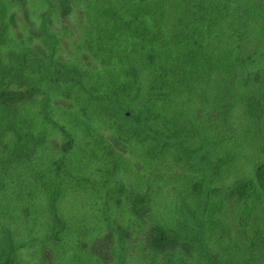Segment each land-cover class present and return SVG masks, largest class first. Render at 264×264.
Wrapping results in <instances>:
<instances>
[{
	"label": "trees",
	"instance_id": "16d2710c",
	"mask_svg": "<svg viewBox=\"0 0 264 264\" xmlns=\"http://www.w3.org/2000/svg\"><path fill=\"white\" fill-rule=\"evenodd\" d=\"M65 1L0 0V264H264V0Z\"/></svg>",
	"mask_w": 264,
	"mask_h": 264
},
{
	"label": "rangeland",
	"instance_id": "374dc122",
	"mask_svg": "<svg viewBox=\"0 0 264 264\" xmlns=\"http://www.w3.org/2000/svg\"><path fill=\"white\" fill-rule=\"evenodd\" d=\"M61 3L63 1V8L60 14V17L58 20H55L52 23V26L55 30L59 31L62 28H68L69 30H72L77 35V27L82 21V13L79 11H76L72 8V6L66 2L65 0H59ZM26 2V1H25ZM11 22H12V28L15 31V34L17 38L21 39L26 34L31 35L34 37L36 42V50L38 53L42 56H46V51L42 49V47L39 45V39H40V32L38 29V20L32 15V10L28 6L27 2L21 5L19 9H15L12 11L11 14ZM65 53L64 55H69L71 53V49L69 47V44H64ZM27 99V96L25 94H15L12 98H9V102H20ZM63 102L58 101L57 104H62ZM64 105H68L66 102L63 103ZM52 142L55 146H57L60 142L58 138H53ZM264 145V142H263ZM230 197V196H229ZM3 200V199H1ZM69 205L73 209V213L75 216H77L81 212V206H84V199L81 194L76 190L75 195H73V199L69 198ZM21 215V213H19ZM35 215V213H34ZM22 216V215H21ZM26 225L21 221L20 226ZM24 240H26V236L23 237ZM112 238L111 236H108L107 238L103 240H97L95 241L92 250L94 253L102 258L105 259V262L110 263L111 261V246H112ZM37 250V247H35V251ZM33 250H30V252L26 253L24 255V262L26 264H53L54 255L53 253L47 249L44 248L41 251H39V254H37L36 257L31 256ZM48 262V263H47ZM58 264V263H56Z\"/></svg>",
	"mask_w": 264,
	"mask_h": 264
}]
</instances>
